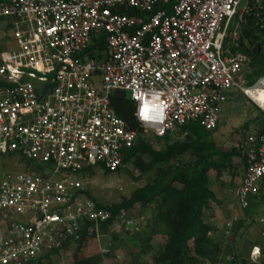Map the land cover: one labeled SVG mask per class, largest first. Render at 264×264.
I'll return each instance as SVG.
<instances>
[{
    "label": "built area",
    "instance_id": "built-area-1",
    "mask_svg": "<svg viewBox=\"0 0 264 264\" xmlns=\"http://www.w3.org/2000/svg\"><path fill=\"white\" fill-rule=\"evenodd\" d=\"M241 1L0 0V153L51 169L4 176L0 264H69L68 246L83 225L95 223L100 236L111 217L86 194L85 167L116 171L141 129L164 137L199 122L213 130L231 92L249 99L243 89L264 86V76L248 84L250 59L234 50L252 10L250 0L239 8ZM253 1L262 8L264 0ZM101 33L105 56L91 58ZM117 90L135 102L134 112L141 91L167 102L168 119L147 127L136 119L139 128H131L112 105ZM261 110V125L243 141L242 208L264 180ZM145 224L123 211L110 230L140 232Z\"/></svg>",
    "mask_w": 264,
    "mask_h": 264
},
{
    "label": "trees",
    "instance_id": "trees-1",
    "mask_svg": "<svg viewBox=\"0 0 264 264\" xmlns=\"http://www.w3.org/2000/svg\"><path fill=\"white\" fill-rule=\"evenodd\" d=\"M250 6L252 10L244 16L240 25V45L234 50L239 49L248 55L252 72L247 73V79L249 85H253L264 76V2L262 8H257L254 1L250 0ZM122 10L126 13L133 12ZM101 34V39L88 50L91 58L102 59L105 56V34ZM111 102L116 113L131 128H139L134 116L135 102L124 91H115ZM261 114L262 118L256 117L251 122L256 120L255 122L262 123L263 111ZM251 122L246 125L248 130L253 125ZM211 131L199 122H190L175 131L177 140L168 141L165 147L160 148L158 143L168 139L171 133L158 137L153 132L144 133L141 129L132 147L124 151L123 162L116 171L105 168L103 164L84 168L83 174L93 173L98 166L105 168L106 173H111L121 172L127 164H133L141 172L139 176H134L135 180L138 181L142 174H147V181L130 196L110 204L96 199L88 188L85 191L88 197L94 198L100 206L111 212V217L99 225L103 232L110 229L123 211L131 216V210L136 206L150 210V219L147 227L145 226L148 229L146 237L140 235L144 231L133 232L140 239V252L130 264H219L223 261L222 257L229 254L230 250H224L223 243L213 237L212 233L216 228L204 220L205 210L210 208L212 202H218L209 182L212 171L216 172L217 178L226 170L232 172L236 167L234 158L245 159L247 149L245 142L231 148H222L213 139ZM20 157L27 164V172L47 175L51 171L49 164ZM98 235L95 223H85L80 238L68 246L71 251L69 264H102L110 257L112 250L109 248L106 252L86 251L90 241L98 238ZM156 235L160 236L157 250L152 244ZM236 236L237 233L234 238ZM114 239L119 240L116 235ZM233 250L230 264H239L235 242ZM151 252H154L152 261L139 259Z\"/></svg>",
    "mask_w": 264,
    "mask_h": 264
},
{
    "label": "rangeland",
    "instance_id": "rangeland-1",
    "mask_svg": "<svg viewBox=\"0 0 264 264\" xmlns=\"http://www.w3.org/2000/svg\"><path fill=\"white\" fill-rule=\"evenodd\" d=\"M245 5V0L241 1L239 8H243ZM246 74L248 72H252V68L246 66ZM250 84V83H248ZM237 96L241 94L240 92H234ZM239 101L241 100V103H239V106H235L232 111H224L221 117V120L218 124V126L211 131L213 139L217 142V144L222 148H231L233 146H238L240 144V139L246 140V135L248 129L246 128L247 123L251 122L254 118H252L253 111L256 114H259L257 118H262V110L258 108L252 101L247 99L244 95L239 96ZM236 100V96H233L231 94L229 104L233 105ZM237 103V102H236ZM234 111H236V115L234 114ZM256 118V117H255ZM256 121V120H255ZM246 134V135H245ZM245 136V137H244ZM180 137V139H182ZM177 134L175 132H172L168 139H163L161 142L158 143V146L160 148L165 147L168 141H175L177 140ZM242 158H234L236 168L230 171H225V175L223 178L227 179V181L231 180V177L233 175L236 177H240V163ZM233 172H237L236 175L232 174ZM27 173V164L23 161H21V157L17 154H1L0 153V184L3 181V178L5 175L9 174H24ZM140 171L136 169L133 164H127L125 168L121 172H111L106 173V171L102 168L96 167L91 173V176L85 180V186L90 190L92 195L100 200L103 203L110 204L113 202H117L121 200L124 197L130 196L133 191L139 187L140 185L144 184L147 181V174H142L140 180H135L134 176H139ZM58 177V175L56 176ZM82 175H75L72 176L74 179H80L82 178ZM211 179L213 180V185H216V187H219L221 182L219 181L220 178L216 177V172L212 171L211 173ZM237 179L231 180V188L234 187V184L232 181H235ZM220 182V183H219ZM212 187V186H211ZM215 187V186H214ZM228 190V186L226 187ZM213 189V188H212ZM218 189V188H217ZM229 191V190H228ZM220 194V193H218ZM233 194V193H232ZM221 195V194H220ZM227 197V196H226ZM260 198V197H259ZM259 198H252V203L247 208L238 207L237 201V195L236 193L232 195L230 198L229 203L230 205H236L237 208L235 211L247 212L255 218L256 213L259 212V204L260 199ZM227 208H229V205L227 204ZM223 213L220 214L221 224L227 223L228 220L232 224H228L229 226L222 225L223 233L222 238H224L223 241V247L224 250H230L229 254L225 255L223 258V261H220L221 264H230L232 262L233 257V244L236 243V251L238 255H243L239 242L246 244L247 241L245 236L240 239V237L237 235L236 238H234L235 233H237V226H238V215L237 218H234L233 209L230 208L226 209L225 206ZM237 209V210H236ZM225 213V214H224ZM150 210L142 209L140 206H136L131 210V216L138 218V216H144L146 219L145 226L147 227V222L150 219ZM243 215V214H242ZM223 222V223H222ZM249 223V220H248ZM259 217H256V221H254L255 226L253 228H257L259 225ZM144 227L141 231H144L140 233L141 236L146 237L148 234V229ZM112 229V228H111ZM136 233L127 234L124 231H117L115 229L107 230L106 232H101V235L98 238H95L90 241V244L86 247V251L89 253H98L102 248H108L112 250V255L110 257H107L102 264H130L135 256L140 252V239L135 236ZM118 236L119 240L114 239V236ZM152 244L154 246V249L157 250L160 246V236L156 235L153 240ZM154 256V252L149 253L148 255L140 256L142 260L146 261H152V258ZM204 264H207L205 262Z\"/></svg>",
    "mask_w": 264,
    "mask_h": 264
},
{
    "label": "crops",
    "instance_id": "crops-1",
    "mask_svg": "<svg viewBox=\"0 0 264 264\" xmlns=\"http://www.w3.org/2000/svg\"><path fill=\"white\" fill-rule=\"evenodd\" d=\"M230 94H232L233 96H236L235 101L237 103L234 102L233 105L229 104L228 103L230 101V96H229L228 102L223 107L222 114L224 111H226V109H227V111H232V109H234L235 106H239V103H241V100L239 101V98H240L239 96L241 94H239V96L234 94V92H231ZM234 114L236 115V111H234ZM258 115L259 114H256L253 111L252 118L255 119V117H257ZM252 123H253V125L248 130L249 132L256 129L257 127H259L261 125V122H255L254 121V122H251V124ZM240 141H241L240 143H242L244 140L240 139ZM238 158H240V157H238ZM235 162L237 163V161H235ZM239 167H240L239 169H240V173H241L240 177H236V176L233 177V175L231 177V180L237 179L235 181H232L234 184L233 188H231V180L227 181V179L223 178L225 175V171L222 173V175L219 179V181L223 185H220L219 187H216V185H213V180L210 178L209 185H210V187L212 186L211 188H213V190H214V192L218 198V202H212L210 208L205 210L204 220L206 222L212 224L216 228V230L212 233V235L215 238V240L218 242L223 243V241H224V238H222V235H221L223 233L222 225L223 226L224 225L229 226L228 224H232L230 222V220L232 218L230 220H228L227 223L225 222L224 224H221V221L219 222V220L221 219L222 215H220V214L223 213L222 212L224 210L223 206H225L226 209H229V210H230V208H232V209L234 207L237 208L235 204L230 205L231 203H229L228 200H230V198L232 197L233 194L237 193V189L241 184L243 174H244V159L241 160ZM226 171H230V170H226ZM232 174L236 175L237 172H233ZM227 186H228L229 191L226 188ZM218 193H220L221 195ZM254 197H256V198L260 197L259 198L260 199V204H259L260 210L255 215L256 217H259V223H260L257 226V228H255V229L253 228V226H255L253 224H254V221H256V217L253 218V216L251 214H249L245 211L240 213V211H235V209H233V212H234L233 217L237 218V215L239 216L237 218L238 219L237 235L240 237L241 240L244 236H245L246 240L249 239L246 244L239 242L240 250L243 254L241 256L239 255V264H264V180H262L259 183L258 192L250 195V205L253 204L252 198H254ZM227 204L229 205V208H227L228 207ZM248 220H249V223H248ZM254 246H259L261 249V254L256 261H253L251 259V252H252V249ZM233 253H234V250H233ZM219 264H221V263H219Z\"/></svg>",
    "mask_w": 264,
    "mask_h": 264
},
{
    "label": "clouds",
    "instance_id": "clouds-1",
    "mask_svg": "<svg viewBox=\"0 0 264 264\" xmlns=\"http://www.w3.org/2000/svg\"><path fill=\"white\" fill-rule=\"evenodd\" d=\"M244 94L259 108L264 109V86L255 85L251 88L243 89ZM138 102L134 115L142 127L160 125L168 119L167 102L160 101L156 96L139 92L134 96ZM261 254L259 246H254L251 252V259L256 261Z\"/></svg>",
    "mask_w": 264,
    "mask_h": 264
},
{
    "label": "water",
    "instance_id": "water-1",
    "mask_svg": "<svg viewBox=\"0 0 264 264\" xmlns=\"http://www.w3.org/2000/svg\"><path fill=\"white\" fill-rule=\"evenodd\" d=\"M53 87V84L49 83L45 89L43 90V93H46L48 91L49 88H52Z\"/></svg>",
    "mask_w": 264,
    "mask_h": 264
}]
</instances>
